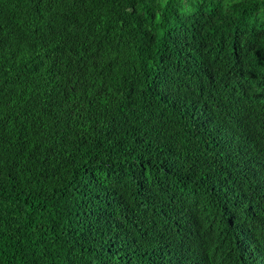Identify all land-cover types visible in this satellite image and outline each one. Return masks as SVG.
Listing matches in <instances>:
<instances>
[{"label": "trees", "instance_id": "trees-1", "mask_svg": "<svg viewBox=\"0 0 264 264\" xmlns=\"http://www.w3.org/2000/svg\"><path fill=\"white\" fill-rule=\"evenodd\" d=\"M263 177L264 0H0V264H264Z\"/></svg>", "mask_w": 264, "mask_h": 264}, {"label": "clouds", "instance_id": "clouds-1", "mask_svg": "<svg viewBox=\"0 0 264 264\" xmlns=\"http://www.w3.org/2000/svg\"><path fill=\"white\" fill-rule=\"evenodd\" d=\"M260 187L264 189V177L261 179ZM218 263H221L220 260L217 261Z\"/></svg>", "mask_w": 264, "mask_h": 264}]
</instances>
